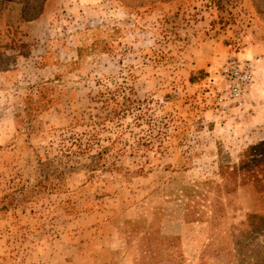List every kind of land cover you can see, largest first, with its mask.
Returning a JSON list of instances; mask_svg holds the SVG:
<instances>
[{
  "label": "rangeland",
  "instance_id": "374dc122",
  "mask_svg": "<svg viewBox=\"0 0 264 264\" xmlns=\"http://www.w3.org/2000/svg\"><path fill=\"white\" fill-rule=\"evenodd\" d=\"M263 139L264 0H0V264H264Z\"/></svg>",
  "mask_w": 264,
  "mask_h": 264
},
{
  "label": "trees",
  "instance_id": "16d2710c",
  "mask_svg": "<svg viewBox=\"0 0 264 264\" xmlns=\"http://www.w3.org/2000/svg\"><path fill=\"white\" fill-rule=\"evenodd\" d=\"M24 16V11L22 12ZM250 151H258L259 159L255 164L250 166V168H243L242 164L248 161V156ZM239 164L242 166L241 168H236L237 170H220L222 177L224 179L225 184L230 181L232 176L238 172L242 173L241 180H248L251 182L252 187H257L260 191L264 190V139L259 141L256 144L249 146L246 150L241 154V158L239 160Z\"/></svg>",
  "mask_w": 264,
  "mask_h": 264
},
{
  "label": "built area",
  "instance_id": "2783aa9c",
  "mask_svg": "<svg viewBox=\"0 0 264 264\" xmlns=\"http://www.w3.org/2000/svg\"><path fill=\"white\" fill-rule=\"evenodd\" d=\"M222 74L229 83V96L240 99L245 87L252 79L250 63H238L231 58L227 60Z\"/></svg>",
  "mask_w": 264,
  "mask_h": 264
}]
</instances>
